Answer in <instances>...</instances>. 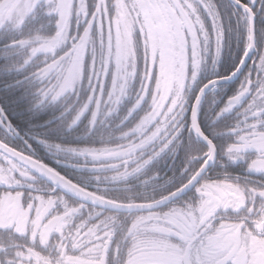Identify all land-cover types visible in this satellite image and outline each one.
Returning <instances> with one entry per match:
<instances>
[{"label":"flooded vegetation","instance_id":"flooded-vegetation-1","mask_svg":"<svg viewBox=\"0 0 264 264\" xmlns=\"http://www.w3.org/2000/svg\"><path fill=\"white\" fill-rule=\"evenodd\" d=\"M262 5L0 0V143L16 151L0 148V264H264V94L248 85L216 116L242 90L245 73L254 80L264 71L257 63ZM253 38L256 47L234 72ZM218 39L215 72L232 75L205 90L197 133L193 103L178 101L194 62L208 57L211 64ZM62 42L75 45L72 58L53 64L49 50ZM34 61L45 73L57 71L62 86L80 84L87 105L72 129L54 119L58 110L42 107L44 77ZM137 100L138 115L127 111ZM177 116L182 147L159 155ZM185 152L203 157L201 164L212 159L194 186L166 201L202 169L182 164ZM153 153L159 156L145 164ZM229 155L233 163L222 167ZM43 166L107 205L71 194Z\"/></svg>","mask_w":264,"mask_h":264},{"label":"clouds","instance_id":"clouds-1","mask_svg":"<svg viewBox=\"0 0 264 264\" xmlns=\"http://www.w3.org/2000/svg\"><path fill=\"white\" fill-rule=\"evenodd\" d=\"M57 24L58 21H52L51 27L53 28V30L56 29ZM49 34L52 33L50 32ZM205 40L207 41V36H205ZM70 47L74 49L75 45H69L62 42L60 46L57 47L54 51L49 50L48 59L52 61L53 64H55L58 58L63 57L62 59H60V65L67 63L72 58L71 53L68 51ZM255 47L256 42L254 38L251 41L245 42L243 56L240 60V64H238L234 69V72L241 71L240 65L244 63L243 57H247L249 55V51L254 49ZM37 50L38 49L36 48H33L31 50L30 58L31 54H34ZM220 57L221 53L219 55L215 54V56H212L211 64L208 63V57H201L194 62V66L190 69L189 75L186 76L185 89L180 97V100L178 101V106H184L187 104V102L191 101L193 103V114V112H195L197 108L200 107L201 99L203 94L205 93V90L209 88V86H214V82H216L217 80H227L228 77L232 75L231 73L230 75L225 76L215 72L216 62L220 59ZM257 63L262 69H264V48L259 51ZM60 65H57V67H59ZM33 66L36 67L40 75L44 77V81H46V83L44 81H41L43 87L42 94L45 96L48 102L42 107H50L54 110H58L54 119H59V124L62 125L64 129H72L73 126L77 125L78 121H81L84 107L87 105V101L84 96L82 94L78 95L77 93V90L80 88V84L74 82L71 87H64L61 84L60 74H58L57 71L53 69L45 73L42 68L36 65L35 61L33 62ZM45 67H47V65H45ZM204 71H208L209 73H211L212 78L206 80L200 79L201 73ZM250 76V72L244 74L243 81L241 82L242 89L247 90L248 85H252L256 87L257 91H260L262 94H264V71H262L254 80L251 79ZM243 92L244 91H242L241 88H238V90H236L235 93L229 97L227 103L219 109L216 115L227 112L228 107L226 106L235 103L236 100L243 95ZM128 103H132L131 98H129ZM145 103H147L146 100ZM139 104L140 101L137 100L132 104V108L127 109V111L132 112L133 110H135L138 115L142 110V106L140 108H137V105ZM73 112L75 113V116H73V118L69 120L67 117ZM57 114H59V116H57ZM173 119L176 121V123L173 124V127L176 129V131L173 133V138L167 141L160 149L159 155L163 153L165 149L169 148H171V152L177 153L178 150L182 147V138L177 133H179L180 128L183 127V124L180 123L178 116L173 117ZM169 123H171V121H169ZM136 124H139L138 120L135 121L133 127H135ZM177 125H179V127H177ZM41 146L46 147L47 149L49 148V145L47 143H42ZM159 155L157 153H153L147 158L145 164H149L154 160V158L158 157ZM201 159H203V157L193 158L189 156L187 152H185L184 156L181 159V163L186 164L189 169H194L196 166L203 168L204 165H207L209 163V160L212 159V157H209V159H204L203 164L200 163ZM213 163H215L214 160ZM231 163H233V158L229 155L226 160L221 161V166L227 167ZM181 173L183 174V169H181ZM151 175L156 179L160 176V173L156 170H153L151 172ZM189 183L192 182L189 181Z\"/></svg>","mask_w":264,"mask_h":264},{"label":"water","instance_id":"water-1","mask_svg":"<svg viewBox=\"0 0 264 264\" xmlns=\"http://www.w3.org/2000/svg\"><path fill=\"white\" fill-rule=\"evenodd\" d=\"M1 146H4V145H2L1 143H0V148H1ZM5 147V146H4ZM7 150H8V152L9 153H13V151L14 150H12V149H10V148H8V147H5ZM4 149V148H3ZM14 152H16V151H14ZM13 155H16V154H13ZM207 168V165L206 166H204L197 174H196V176L193 178V180L191 181L192 183H189V184H187L186 186H184L182 189H180L179 191H177L176 193H174L172 196H170V197H167V198H165L164 200H166V201H170V200H172V199H175L176 197H179V196H181L182 194H184L189 188H191L192 186H194L195 184H196V182H197V178H199L201 175H202V173L204 172V170ZM41 173L43 174V175H45V177L46 178H48V179H50L51 181H54V182H56L58 185H61V186H63V189H65V190H67V191H69L71 194H74V195H76V196H78V197H81V198H83V199H85V200H87V201H90V202H92V203H96L97 205H99V206H105V205H107L106 203H104V202H101V201H99L98 199H96L95 201L94 200H92V199H90V198H88V197H84V191L82 190V189H80L79 187H77L75 184H73L72 182H70V181H68L67 179H65V178H63V177H59L58 175H57V173H55V172H53V171H51V170H49L48 168H46L45 166H43V170L41 171ZM193 181H195V183L193 182ZM109 206V205H108ZM110 207H112L113 209H119V210H121V209H123L122 207H120V206H118V205H113V206H110Z\"/></svg>","mask_w":264,"mask_h":264},{"label":"snow or ice","instance_id":"snow-or-ice-1","mask_svg":"<svg viewBox=\"0 0 264 264\" xmlns=\"http://www.w3.org/2000/svg\"><path fill=\"white\" fill-rule=\"evenodd\" d=\"M262 6H264V5H262ZM221 51H222V42L218 39V44H217V48H216V55H219L221 53ZM242 91H244L245 93H247L249 91V89H247V90H243L242 89ZM226 107L231 108V105H228ZM0 112H3V109L2 108H0ZM220 115H216V116L218 117ZM198 118H199V108H197V110L195 112H193V114H192V126H193V128L195 129V131L197 133H199V132L202 131V128L197 126ZM193 182L195 183V181H193Z\"/></svg>","mask_w":264,"mask_h":264}]
</instances>
